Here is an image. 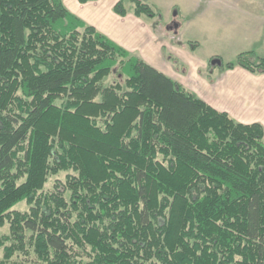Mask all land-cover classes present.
Wrapping results in <instances>:
<instances>
[{
  "label": "trees",
  "instance_id": "1",
  "mask_svg": "<svg viewBox=\"0 0 264 264\" xmlns=\"http://www.w3.org/2000/svg\"><path fill=\"white\" fill-rule=\"evenodd\" d=\"M128 1L159 15L148 0L115 11ZM222 66L262 73L264 56ZM6 223L0 264H264V126L216 109L63 0H0Z\"/></svg>",
  "mask_w": 264,
  "mask_h": 264
},
{
  "label": "crops",
  "instance_id": "2",
  "mask_svg": "<svg viewBox=\"0 0 264 264\" xmlns=\"http://www.w3.org/2000/svg\"><path fill=\"white\" fill-rule=\"evenodd\" d=\"M63 1L85 22L163 70L216 109L228 112L236 120L264 126V72L242 66L226 68L219 63L214 66L221 65V73L217 74L215 68L209 71L214 58L225 62L228 56L229 62L244 51L264 56L263 14H253L249 24L238 17L243 8L228 0H148L159 12L154 17L136 15L131 1L127 2L126 15L115 11L118 0ZM174 9L177 13L172 14ZM181 14L184 21L177 19ZM174 22L179 23L177 30L169 27ZM232 24L235 34H243L244 43L237 44L241 40L235 35L233 48L226 54L206 49L214 44L211 39L216 37L218 27L225 31ZM185 73L189 74L188 80L183 79Z\"/></svg>",
  "mask_w": 264,
  "mask_h": 264
},
{
  "label": "rangeland",
  "instance_id": "3",
  "mask_svg": "<svg viewBox=\"0 0 264 264\" xmlns=\"http://www.w3.org/2000/svg\"><path fill=\"white\" fill-rule=\"evenodd\" d=\"M232 2L233 4H236L243 8L241 11L238 12V17L246 21L247 23H251L253 21V14L261 13L264 15V0H228ZM131 3V2H130ZM132 7V3H131ZM232 11V9H230ZM176 9L173 10L172 14L176 13ZM230 11V12H231ZM173 18H177V16H173ZM179 21H184L185 16L183 14L179 15V18H177ZM242 24H239L240 30H241ZM216 32V37H212L211 42L214 41V44L211 46H207L206 49H211L213 51H221V53H225L226 51H231L233 48V36H238L240 38V42L237 44H241V42H245V39H241L243 34L241 32L234 33L235 30V24H232L227 30L224 31L223 27H218ZM166 31V30H165ZM192 31V30H191ZM191 33L187 32V35H190ZM236 45V44H235ZM228 56H225L224 61H228ZM234 57V56H233ZM209 71L212 72V70L215 68V71L217 74L221 73V65L214 66V64H209ZM189 74L185 73L183 76V79L188 80ZM118 79V76L114 73H111L109 76L105 78L106 83L113 82ZM65 172H60L59 174H52L49 176V179L46 183V189L50 190L54 186V182L57 177L63 178ZM16 207L20 209H28L29 204L25 201L19 202ZM9 224L6 223L3 227H0V233H9ZM4 251L3 248H0V259L3 258ZM12 264V263H9ZM22 264V262H21Z\"/></svg>",
  "mask_w": 264,
  "mask_h": 264
},
{
  "label": "water",
  "instance_id": "4",
  "mask_svg": "<svg viewBox=\"0 0 264 264\" xmlns=\"http://www.w3.org/2000/svg\"><path fill=\"white\" fill-rule=\"evenodd\" d=\"M178 24H179V23L176 22L174 26H169V27H170V28H175V29L177 30ZM211 63H212V64H215V63L222 64V61H221L220 59H218V58H214V59H212Z\"/></svg>",
  "mask_w": 264,
  "mask_h": 264
},
{
  "label": "flooded vegetation",
  "instance_id": "5",
  "mask_svg": "<svg viewBox=\"0 0 264 264\" xmlns=\"http://www.w3.org/2000/svg\"><path fill=\"white\" fill-rule=\"evenodd\" d=\"M176 22L172 23L171 26H174Z\"/></svg>",
  "mask_w": 264,
  "mask_h": 264
}]
</instances>
